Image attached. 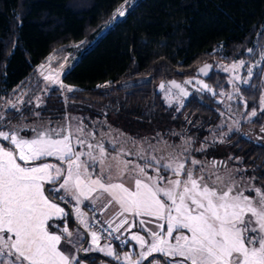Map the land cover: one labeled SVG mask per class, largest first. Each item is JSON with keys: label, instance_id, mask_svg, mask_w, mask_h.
Segmentation results:
<instances>
[{"label": "trees", "instance_id": "trees-1", "mask_svg": "<svg viewBox=\"0 0 264 264\" xmlns=\"http://www.w3.org/2000/svg\"><path fill=\"white\" fill-rule=\"evenodd\" d=\"M122 2L0 0V108L19 88H28L27 98L41 88L36 66L47 55L62 56L70 43L82 41L83 51L61 78L74 91L59 86L46 89L41 117L62 115L66 108H82L90 116L97 109L105 114L112 111L131 127H160L155 131L156 140L170 133H188L201 119L217 122L222 93L229 88L227 74L217 68L218 62L260 61L248 83L238 86L236 107L242 109L244 120L226 142L264 187V138L253 139L242 132L250 124L264 135L260 105L264 90L260 55L264 51V0H135L125 16L113 21V11ZM205 65L211 67L201 72ZM168 80L178 81L191 93L188 98L180 95L178 106L167 105L162 90L155 92L160 81ZM204 84L211 91L204 89ZM21 106L1 110V129L31 116L33 104ZM253 109L257 115L249 117ZM136 127L133 135L138 132ZM0 143L9 146L8 141L0 139ZM64 220L68 227H79L68 214ZM56 221L63 223L62 219ZM155 257L163 259L154 253L141 264Z\"/></svg>", "mask_w": 264, "mask_h": 264}, {"label": "snow or ice", "instance_id": "snow-or-ice-1", "mask_svg": "<svg viewBox=\"0 0 264 264\" xmlns=\"http://www.w3.org/2000/svg\"><path fill=\"white\" fill-rule=\"evenodd\" d=\"M127 4L128 0H124L113 20L125 16ZM260 55L264 60V51ZM244 63L241 60L223 70L235 71ZM210 67L205 65L200 71L206 72ZM248 74L251 77V67ZM44 79L68 92L74 91L60 81L59 73L46 75ZM242 82L247 84L248 80ZM170 83L183 96L188 95L176 81ZM160 87L164 88V84ZM203 88L211 91L207 84ZM260 105L264 111V96ZM256 115L255 109L248 113L249 117ZM6 127L10 130H0V139L9 142V146L0 144V264H81L64 245H80L82 233L74 234L67 226L60 229L52 221L67 217L59 202L71 198L76 201L81 224L90 228L92 225L78 205L85 200L95 204L104 195L108 205H118L117 216L122 219L115 228L112 221H106L108 228L91 231L90 246L78 247L76 251L102 252L124 264H141L154 253L161 254L163 264H264V187L253 184L241 187L234 176L206 172L201 161L192 159V166L202 165L197 172L194 167H186L187 157L172 156L162 164L156 156H141L144 166L123 160L122 150L109 158L103 143L93 145L88 141L87 136L93 134L86 136L82 124L74 131L70 124L40 130L30 126ZM25 129H30L33 135L22 136L20 133ZM51 157L60 163H37ZM216 164L212 162L213 168ZM153 166L156 175H147L146 168ZM161 168L172 176L161 175ZM246 191L254 195L245 194ZM126 214L153 217L157 221L153 229L147 227L152 220H139L145 235H131L140 248L135 260L130 252L121 255L110 244H100L101 231L112 236L128 225ZM153 264L161 262L154 260Z\"/></svg>", "mask_w": 264, "mask_h": 264}, {"label": "rangeland", "instance_id": "rangeland-1", "mask_svg": "<svg viewBox=\"0 0 264 264\" xmlns=\"http://www.w3.org/2000/svg\"><path fill=\"white\" fill-rule=\"evenodd\" d=\"M135 0H128V4L131 5ZM124 2H122L118 7H116L113 11V15ZM113 18V16H112ZM117 17L115 20L119 19ZM113 20V19H112ZM113 20V21H115ZM107 26H109L107 24ZM107 27L100 31L98 35L104 32ZM97 35V36H98ZM84 44L82 41L72 42L69 44V50L62 56L55 55L51 53L47 55L45 60L42 63H39L36 66L37 76L42 80L41 88L37 90L30 98H27V87L19 88L15 97L8 102H6L3 108H0V113L2 109L12 108L10 104H16V109L21 108L22 104L25 102L33 104L30 108L31 116H25L20 119V121L16 125H10L11 128H24V126L35 127L37 130H40L43 127L50 128H59L64 126L65 124H70L72 126L73 131L75 128L82 124L85 127V135L88 133H92V136H87L89 142L95 145L98 142L103 143L107 154L110 157L116 156L118 152L123 151L122 159L131 161L133 165L140 164L144 166V161L140 159L141 156L150 157L156 156L158 159H161V163H166L170 157L172 156H180L181 159L187 157L188 162H186V167H194V170L197 172L203 165L206 172L216 173L222 177L234 176L235 180L240 184L241 187H244L249 184H253L256 187H261L256 181L250 180V178L254 177L252 171L245 166L241 157L236 153V150L231 147L230 143L226 142V138L234 131L240 122L244 120L243 112L237 109L236 102V94L238 93L236 89L239 85L245 84L242 81L244 79H249L248 68L251 67L252 71L254 67L257 65V62H253L250 64L244 63L243 66L238 67L235 71L225 72L223 69L226 66H230L233 63H237L241 60L234 61L231 63L218 62L217 68L227 74V84L228 91L222 93L223 96V104L219 109V118L215 123H206L208 119H201V122L196 124L192 130H189L188 133H170L167 137H161L155 140V131L161 130L160 127L152 126H142L137 128L136 125L131 127L130 124H127L122 119H117L115 114L112 111H108L107 114L99 113L100 111L95 110V114L90 116V113L87 114L88 111L81 108V111L75 109L66 108L63 111V114H59V116L53 118H42V104H43V93L46 92V89L59 86V84H51L44 79L46 75L52 74L56 75L59 73L60 81L62 75L66 71V69L75 62L78 54L83 51ZM220 46H216V49H219ZM61 65H64L63 69ZM239 76L241 79L236 80L235 77ZM64 84V83H63ZM63 89V88H62ZM170 89V91H169ZM66 90V89H65ZM180 95L175 89L166 85L165 89H162V97L165 99L167 105L178 106ZM231 96V98H229ZM264 96V90L263 95ZM179 97V98H178ZM39 98V99H38ZM75 110V111H73ZM79 111V112H78ZM38 114V115H37ZM84 115V116H83ZM83 116V117H82ZM67 118V119H66ZM135 127L138 130L137 134L133 135L135 132ZM200 127V128H199ZM264 127V126H263ZM199 128V129H197ZM197 129V130H196ZM0 130L8 131L10 128H3ZM132 132V133H131ZM242 132L247 134L249 137L253 139L257 138L259 140L264 138V135L251 127V125H247ZM22 136L31 137L33 133L30 129H25L20 133ZM173 136V137H172ZM223 141V142H221ZM1 144V143H0ZM77 150H81L78 145H74ZM184 149H188L187 152H184ZM197 149H201L197 151ZM83 150H87L86 148ZM231 157V159H230ZM239 158V159H237ZM195 159L197 161H201V164L192 166L190 164V160ZM216 161V167L213 168L212 162ZM40 162H50V163H60L56 160L55 157L47 158L44 161ZM37 162V163H40ZM99 169H97L98 171ZM146 173L149 176H155V166L146 168ZM160 174L166 177H171L172 173L166 172L163 168L160 170ZM174 178V177H173ZM245 194H252L246 191ZM70 204V210L72 213V218L78 221L79 227L73 226V228L68 227L66 220L64 218H56L52 221L55 225H58L60 229H63L65 226L69 228L74 234L77 232L82 233L81 244L80 245H64V249L74 253L77 259L81 262V264H124L123 261H117L112 256H106L102 252L98 251H89L85 252L86 256H81V251H76V248L81 247L86 241V245L84 248L90 246L91 236L90 233L93 230L98 231V225H104L108 227L106 221L110 220V215L114 217H118L117 213L119 212V207L116 204H107V196H102L99 200L96 201L95 204H91L90 201L85 200L83 203L78 205L81 212L85 213V219L88 221L92 227L85 228L83 224L80 222V217L76 212L77 204L75 200L68 198L66 201L61 203ZM60 203V206L65 209V212L69 215V210L66 205ZM128 219V225H132L129 227L125 225L121 228L119 232H113L126 243L122 246L120 245L119 240L118 243L115 241L108 242L105 239H100V244H110L113 249L117 253L121 255L125 252L132 253V259H137V253L140 251V248L136 241L131 240V235L133 233H137L140 235H145L144 232L141 231V226L139 225L140 219H145L146 221L152 220L153 223L148 224L147 227L155 228L157 221L153 217H135L131 214H126ZM118 221L120 222L121 217H118ZM57 219H62L63 223L59 224ZM109 219V220H108ZM99 223V224H98ZM112 228H115L112 226ZM87 235L83 237V235ZM118 244L120 247L115 246ZM125 247V248H124ZM159 254V253H158ZM154 260H160L161 264H163V259L161 257L152 258L148 264H153Z\"/></svg>", "mask_w": 264, "mask_h": 264}, {"label": "water", "instance_id": "water-1", "mask_svg": "<svg viewBox=\"0 0 264 264\" xmlns=\"http://www.w3.org/2000/svg\"><path fill=\"white\" fill-rule=\"evenodd\" d=\"M171 81H172V80H168L167 82L160 81V82L157 84V86H156V90H155V92H156V93H159V92L163 89V88L160 87V85L163 83V84H164V87H165V85H168V86L172 87L173 89H175L176 91H178L179 94H181V93H180V89H178V88L174 87L173 85H171V83H170ZM176 83H177V84H180L178 81H176ZM190 94H191V93H188V95H187V96H184V97H185V98H188ZM181 95H182V94H181ZM182 96H183V95H182ZM60 203H61V202H60ZM68 210H69V215H70V217H72V213H71V210H70L69 207H68ZM86 240H87V235H86ZM85 245H86V241L84 242V244L82 245V247H85ZM80 253H81V256H86V253H85V252L81 251Z\"/></svg>", "mask_w": 264, "mask_h": 264}, {"label": "built area", "instance_id": "built-area-1", "mask_svg": "<svg viewBox=\"0 0 264 264\" xmlns=\"http://www.w3.org/2000/svg\"><path fill=\"white\" fill-rule=\"evenodd\" d=\"M99 224V223H98ZM98 231H100L102 228H108V227H106V226H104V225H98ZM110 231H111V229H110ZM117 235L116 234H112V236H109L108 235V232H104V231H101V239H105V241L107 240L108 242H110V241H115L116 243H118V241H116L117 239L115 238ZM119 242H120V245H124L126 242H124V240L122 239V237L119 239Z\"/></svg>", "mask_w": 264, "mask_h": 264}, {"label": "crops", "instance_id": "crops-1", "mask_svg": "<svg viewBox=\"0 0 264 264\" xmlns=\"http://www.w3.org/2000/svg\"><path fill=\"white\" fill-rule=\"evenodd\" d=\"M109 217H110V220L112 221V226L116 227V225L119 223V221H118L119 218L118 217H114L113 215H110Z\"/></svg>", "mask_w": 264, "mask_h": 264}, {"label": "flooded vegetation", "instance_id": "flooded-vegetation-1", "mask_svg": "<svg viewBox=\"0 0 264 264\" xmlns=\"http://www.w3.org/2000/svg\"><path fill=\"white\" fill-rule=\"evenodd\" d=\"M70 208V207H69Z\"/></svg>", "mask_w": 264, "mask_h": 264}]
</instances>
